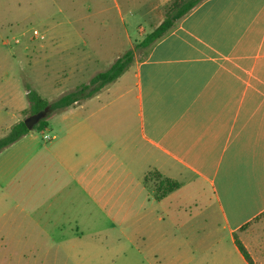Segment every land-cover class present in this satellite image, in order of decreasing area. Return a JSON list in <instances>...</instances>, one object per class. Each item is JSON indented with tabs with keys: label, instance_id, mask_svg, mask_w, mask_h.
<instances>
[{
	"label": "crops",
	"instance_id": "1",
	"mask_svg": "<svg viewBox=\"0 0 264 264\" xmlns=\"http://www.w3.org/2000/svg\"><path fill=\"white\" fill-rule=\"evenodd\" d=\"M65 45L72 54L74 42ZM75 62L68 80L84 71ZM125 73L51 115L42 141L29 133L10 146L17 148L9 179L26 173L34 212L42 204L52 210L35 215L40 234L55 241L73 228L82 233L79 224L99 222L101 208L112 207L119 223L132 216L144 224L153 264H249L237 240L254 264H264V0L204 1ZM41 90L48 102L59 99ZM153 171L180 188L157 200L146 181ZM21 187L14 184L13 195ZM17 198V209L24 207L22 192ZM192 204L201 210L182 216ZM128 258L124 264H136ZM0 264L10 263L1 257Z\"/></svg>",
	"mask_w": 264,
	"mask_h": 264
},
{
	"label": "rangeland",
	"instance_id": "2",
	"mask_svg": "<svg viewBox=\"0 0 264 264\" xmlns=\"http://www.w3.org/2000/svg\"><path fill=\"white\" fill-rule=\"evenodd\" d=\"M163 2L0 0V139L7 136L15 124L31 116L28 92L38 93L43 86L46 90L41 92L47 99H57L73 85L86 83L93 73L107 71L128 51L134 53V60L142 56L146 48L138 45L157 27L159 12H165ZM160 4L162 6L157 10ZM35 30L43 39L34 37ZM69 41L75 44L72 54L65 45ZM42 46L47 50L40 52ZM72 62L78 63L77 67L84 71L68 80L66 73L74 69ZM124 76L126 78L128 74L124 73ZM114 84L116 88L120 86ZM49 117L47 122H50ZM45 131L36 129L30 133L42 141ZM9 147L0 152V258L7 259L10 264H124L127 256L132 263L153 264L142 239L144 224L132 216L122 224L114 220L112 215L119 208H103L107 212L111 210L110 216L101 208L99 222L83 224L85 228L79 224L82 233L73 228V234L68 233L63 240L58 238L56 243L46 238L42 230L40 234L33 219L37 217L35 215L50 216L52 210L48 211L47 204H42L34 212L33 181L24 178L29 177L26 173L21 171L13 181L15 170L9 179L8 170L11 163L15 164L9 156L17 148ZM17 182L23 185L20 192L24 202V207L18 209L20 192L13 195L12 191ZM42 192L38 195L40 199ZM200 210V206L192 204L180 214L192 218ZM209 212L213 219V205ZM167 225L172 237H180L177 224ZM99 229L100 235L89 234Z\"/></svg>",
	"mask_w": 264,
	"mask_h": 264
},
{
	"label": "trees",
	"instance_id": "3",
	"mask_svg": "<svg viewBox=\"0 0 264 264\" xmlns=\"http://www.w3.org/2000/svg\"><path fill=\"white\" fill-rule=\"evenodd\" d=\"M204 1L206 0H171V2L165 6L166 14L164 21L152 33L148 34L143 41L140 42L138 47L147 49L157 43L175 28L177 22L186 17ZM133 60L134 53L132 51H128L121 58L116 60V62L107 71L99 73L93 77L89 84L80 86L75 91L64 95L54 102H48L36 92H28L31 115L48 109V118L51 114L63 111L73 106L75 103L94 96L105 86L120 78L133 63ZM47 118L40 121L39 124L33 128V130L38 129L39 131H45L48 128ZM30 132L31 131L26 127L23 121L17 123L11 128L7 136L0 139V152L16 143L19 139L28 135ZM146 181L154 183L155 197L157 200L165 198L181 186L179 182L163 178L156 171L151 172L147 176ZM237 246L249 264H254L250 255L238 240Z\"/></svg>",
	"mask_w": 264,
	"mask_h": 264
},
{
	"label": "water",
	"instance_id": "4",
	"mask_svg": "<svg viewBox=\"0 0 264 264\" xmlns=\"http://www.w3.org/2000/svg\"><path fill=\"white\" fill-rule=\"evenodd\" d=\"M49 114V111L48 109L44 110V111H41L37 114H34V115H31L29 118H27L24 123L26 125V127L32 131L33 128L35 126H37L39 124L40 121H42L43 119L47 118Z\"/></svg>",
	"mask_w": 264,
	"mask_h": 264
},
{
	"label": "built area",
	"instance_id": "5",
	"mask_svg": "<svg viewBox=\"0 0 264 264\" xmlns=\"http://www.w3.org/2000/svg\"><path fill=\"white\" fill-rule=\"evenodd\" d=\"M33 35H34L35 38L43 39V36H41L40 33H39L37 30H35V31L33 32ZM47 139H48V137H47Z\"/></svg>",
	"mask_w": 264,
	"mask_h": 264
}]
</instances>
